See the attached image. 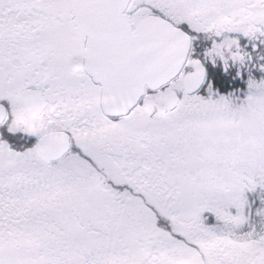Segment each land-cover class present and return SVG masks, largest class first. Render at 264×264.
Segmentation results:
<instances>
[{
    "label": "snow or ice",
    "instance_id": "obj_1",
    "mask_svg": "<svg viewBox=\"0 0 264 264\" xmlns=\"http://www.w3.org/2000/svg\"><path fill=\"white\" fill-rule=\"evenodd\" d=\"M0 264H264V0H0Z\"/></svg>",
    "mask_w": 264,
    "mask_h": 264
}]
</instances>
